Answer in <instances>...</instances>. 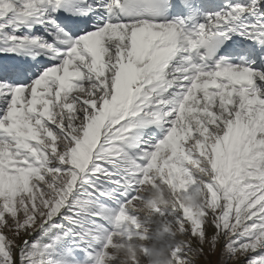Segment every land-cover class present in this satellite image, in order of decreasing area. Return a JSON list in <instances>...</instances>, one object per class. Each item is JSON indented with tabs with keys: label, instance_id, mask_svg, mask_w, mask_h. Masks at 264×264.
Masks as SVG:
<instances>
[{
	"label": "snow or ice",
	"instance_id": "obj_1",
	"mask_svg": "<svg viewBox=\"0 0 264 264\" xmlns=\"http://www.w3.org/2000/svg\"><path fill=\"white\" fill-rule=\"evenodd\" d=\"M212 257L264 264V0H0V264Z\"/></svg>",
	"mask_w": 264,
	"mask_h": 264
},
{
	"label": "trees",
	"instance_id": "obj_2",
	"mask_svg": "<svg viewBox=\"0 0 264 264\" xmlns=\"http://www.w3.org/2000/svg\"><path fill=\"white\" fill-rule=\"evenodd\" d=\"M211 259L213 261V264H215V261L217 260V257H212ZM198 264H205V262H204L203 259H201V260L198 261Z\"/></svg>",
	"mask_w": 264,
	"mask_h": 264
},
{
	"label": "rangeland",
	"instance_id": "obj_3",
	"mask_svg": "<svg viewBox=\"0 0 264 264\" xmlns=\"http://www.w3.org/2000/svg\"><path fill=\"white\" fill-rule=\"evenodd\" d=\"M208 232H209V234H211V232H212V229L210 227L208 229Z\"/></svg>",
	"mask_w": 264,
	"mask_h": 264
}]
</instances>
